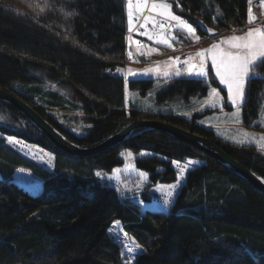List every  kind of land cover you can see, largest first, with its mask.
Masks as SVG:
<instances>
[{
  "label": "trees",
  "instance_id": "16d2710c",
  "mask_svg": "<svg viewBox=\"0 0 264 264\" xmlns=\"http://www.w3.org/2000/svg\"><path fill=\"white\" fill-rule=\"evenodd\" d=\"M167 1L201 37L200 22L218 32L247 27L248 0ZM125 2L0 0V88L28 103L78 147L97 145L135 119H156L211 140L264 182V153L253 145L232 143L170 112L125 109L124 78L117 73L126 65ZM252 72L259 77L246 81L242 125L264 130L257 121L264 62ZM152 82L129 79L128 85L145 94ZM202 82L170 78L156 101L205 94ZM0 134L54 156L50 172L0 137V264H124L122 245L109 232L114 221L141 248L130 264H264V194L230 166L167 132L139 127L117 145L77 157L62 152L22 112L0 100ZM122 151L132 153L134 167L148 175L150 185L176 181L174 160L201 164L186 172L168 212H142L96 176L120 167ZM18 167L43 180L40 192L14 181Z\"/></svg>",
  "mask_w": 264,
  "mask_h": 264
},
{
  "label": "rangeland",
  "instance_id": "374dc122",
  "mask_svg": "<svg viewBox=\"0 0 264 264\" xmlns=\"http://www.w3.org/2000/svg\"><path fill=\"white\" fill-rule=\"evenodd\" d=\"M252 11L254 14H256L258 20L251 25L247 22L246 24L247 27L243 31L219 32L216 36L213 37H207V36L201 37L197 34L200 37L198 41H195L192 38H187L191 43L189 50L191 52V57L194 58L193 62L198 64L200 58L196 57L195 53L201 49L208 48L212 43H217L221 39L232 35H243L244 31H246L249 27H264V10H262L260 6L254 7L252 5ZM183 34L186 37V33L183 32ZM222 47L227 48V45H222ZM206 67L209 69V77L207 78H200V77L187 75L186 64L185 67L182 70H180L182 73L180 76H185L187 78H194V79L196 78L202 79L203 80L202 84L203 86L206 87L205 94H195L193 96H190L186 100L181 99L180 97H176L163 102H158L156 101V95L166 86L167 81L170 78L178 77L175 75V72L178 69L174 66V64L171 61H167L159 65L158 64L153 65L152 63L126 64L125 67L121 69V71L119 72L117 71V73L121 74L124 78L125 109L129 110L130 107H135L137 109H142L144 111H150L155 113L170 112L185 119H194L196 125L212 130L213 133L218 137L224 138L225 140H228L232 143L239 145H244V144L253 145L254 147H256L258 151L262 152L260 148L261 146H264V141H260V137L264 136V130H255L251 128H246L242 125L241 104L243 101L239 106V120L241 122L240 123L235 122V118L232 116V113L236 112L237 109L233 107L229 101H227L226 87L219 83V79L215 77V73L210 70L211 69L210 61L208 62ZM148 68H157L158 70L160 69L161 72H163V74L159 75V74H155V72H150L145 75V78L153 80L151 88L145 94H142L139 90L130 89L128 85V80L131 77V75L128 74L129 70H131L132 72H136L138 70L144 71L145 69ZM165 72H168L169 75L165 76L164 75ZM254 77H259V75L254 73ZM126 78H127V89H128L127 101H126V92H125ZM212 80L217 81L218 85H214L212 83ZM211 88H217V90L220 91V95L222 97V102L218 101L215 107H210L207 105V101L209 98L208 94ZM245 92H246V84H245ZM225 105H227L229 108H227ZM144 119H148V118H144ZM257 121L264 126V90H263V103L261 107V113ZM243 133H248L249 137H254L255 139L249 140L248 138L243 136ZM0 137H3L5 143L9 147L14 149L17 153H19L21 156L34 162L42 169L53 172L54 156L50 152L43 150L37 145L24 142L14 137L12 138H14L19 142H22V144L25 147L22 148L20 147L19 144L17 145L8 144L6 138L11 136H3L0 134ZM241 140H246L247 142L239 143L238 141ZM128 153L130 152L128 151L121 152V156L124 159V163L120 167L115 168L110 173L100 172L101 177L98 178L100 180L107 181L108 184L113 186L116 189L121 199L128 200L132 203L138 204L142 212H144L146 209L161 210L164 212H168L174 202L179 187L184 181L186 172L201 164V161L198 159H188L185 160L184 162H179V167H184V165L189 160L199 161L198 164H194L185 173L182 174L181 176L182 182L175 189L173 193L172 204L168 208H164L162 206L164 200V196L162 195V192H167L169 190L168 186L175 185L176 181L172 184L150 185L148 175L145 172L140 171L134 167V163H133L134 156L133 155L129 156ZM142 153L144 154L142 155ZM147 154L148 153L146 152H140L138 155L145 156ZM148 155H150V153ZM172 166L176 169L178 176L179 168L176 165H173V163ZM141 173L145 174V179L143 181H141V175H140ZM109 177H113V179H109ZM13 179L18 185H21L24 189H27V191L31 193H38L41 191L43 180L40 177L33 174L28 169L18 167L13 174ZM137 185H140V187H137ZM157 188H160L161 191H156L155 189ZM144 197H147L148 200H144ZM116 222L118 221H114L112 223L109 232L114 238L119 236V239L117 238L116 239L122 245L123 261H125L126 264H130L133 261V258L141 252V248L139 247L132 254L128 253L127 249L124 247V244L132 243V242L124 236L122 225L118 223L117 226Z\"/></svg>",
  "mask_w": 264,
  "mask_h": 264
},
{
  "label": "snow or ice",
  "instance_id": "6c2138e0",
  "mask_svg": "<svg viewBox=\"0 0 264 264\" xmlns=\"http://www.w3.org/2000/svg\"><path fill=\"white\" fill-rule=\"evenodd\" d=\"M248 3V23L251 25L258 20V17L252 11L253 0H248ZM259 6L264 10V0H259ZM172 7L173 5L167 2V0H127L129 32L133 30V19L135 16V19L137 20L143 19V24H140L139 27L144 28L145 31L140 34L146 36L149 41H153L154 43L164 44L171 48L173 46L171 41L180 39L175 35L166 34L171 33L173 30L182 31L186 33L185 38H192L195 41H198L200 37L197 35V27H194L193 23L189 22L187 19L175 14L172 11ZM41 11H43V9H41ZM149 24H151L153 28L158 27L159 31L155 33L148 31L147 25ZM199 27H203L202 23ZM233 31L236 30L234 29ZM207 33L209 36L214 35L212 29H207ZM131 42L137 44L138 48L145 47L140 41ZM222 45H227V48L222 47ZM149 51H155V49H149ZM195 56L200 58L198 64L193 62L194 58L191 56L183 61V63L187 65L186 74L200 78L209 77V69L206 65L210 61V70L215 73V77L219 79V83L224 85L227 89V101L237 109L236 112L232 113V116L235 118L236 123H240L239 106L245 97L246 81L254 78L252 69L256 68L261 62H264V27H249L244 31L243 35H232L223 38L217 43H212L208 48L197 51ZM129 57H131V53H129ZM169 59L170 61L175 62L179 60V57ZM117 71L119 72L121 69L118 68ZM154 71H156L155 68H148L140 74L146 75ZM128 74L131 76L138 75V73L132 72L131 70H129ZM181 74L180 70L175 72L176 76H180ZM164 75L168 76L169 73L165 72ZM127 91L126 78V101ZM208 97L207 105L210 107H215L218 101L222 102L220 91H218L217 88H211ZM243 136L249 140L255 139L254 137H249L248 133H243ZM6 139L8 144H19L20 147H25L22 142H19L12 137H7ZM260 141H264V136L260 137ZM238 142L245 143L247 141L241 140ZM260 150L264 152V146H261ZM143 154L144 153H142V155ZM128 155L131 156L132 154L128 153ZM172 163L179 168V174L177 176L176 184L168 186L169 190L167 192H162V195L164 196L162 206L164 208H168L172 204L173 193L182 182V174L194 164H198L199 161L189 160L184 167H179L178 161L174 160ZM140 175L141 181H143L145 179V174L141 173ZM96 176L101 177V173L96 172ZM109 179H113V177H109ZM137 187H140V185H137ZM155 190L161 191L160 188ZM118 223L119 222H116L117 226ZM124 236L127 239H131L127 237V233H124ZM116 238L119 239V236ZM124 247L129 254H132L139 248V245L132 241V243L124 244Z\"/></svg>",
  "mask_w": 264,
  "mask_h": 264
},
{
  "label": "water",
  "instance_id": "95a60500",
  "mask_svg": "<svg viewBox=\"0 0 264 264\" xmlns=\"http://www.w3.org/2000/svg\"><path fill=\"white\" fill-rule=\"evenodd\" d=\"M203 27H199V30L207 37L216 36L219 32L218 30L205 25L203 22ZM207 29H212L214 35L209 36ZM143 70H138L135 73L138 75L131 76L129 79H142L145 78ZM0 100L9 103L18 111L22 112L23 115L31 121L54 145L59 148L62 152L67 153L72 156L77 157H91L94 156L114 145L121 143L126 136H128L133 130L139 127H150L153 129L161 130L167 132L174 137L198 148L199 150L207 153L211 157L219 160L220 162L230 166L235 171H237L250 185L259 190L264 194V182L260 180L256 175H254L250 170L246 169L231 157H229L220 147H218L211 140L198 135L196 133L185 130L176 125L170 124L165 121L156 119H135L129 122L123 129L114 135L108 137L101 143L91 146V147H78L64 138L60 133H58L52 125L45 121L28 103L19 98L14 93L0 88Z\"/></svg>",
  "mask_w": 264,
  "mask_h": 264
},
{
  "label": "built area",
  "instance_id": "2783aa9c",
  "mask_svg": "<svg viewBox=\"0 0 264 264\" xmlns=\"http://www.w3.org/2000/svg\"><path fill=\"white\" fill-rule=\"evenodd\" d=\"M127 5V0H126ZM254 7L259 6V0H253ZM147 14V13H145ZM143 24V19L137 20L133 19V30L131 32H127L126 34V45H125V51L123 56V62L124 64L129 63H152L155 64H161L167 61H170L169 58H175L179 57L178 61H171L174 66L178 70H182L185 67V64L183 63L184 60L188 59L191 56V52L189 50V47L191 46L190 41L185 38V35L182 31H175L173 30L171 33H166L169 35H175L179 37V40L171 41L172 47L169 48L164 44H157L153 41H149L146 36L141 35L140 33L144 32V28H140L139 25ZM147 30L150 32H157L159 31V28H153L151 24L147 25ZM131 38V39H129ZM131 41H140L142 44L145 45L143 48H138L137 44L132 43ZM149 49H155V51H149ZM129 53H131V57H129ZM143 53V54H142ZM156 71L155 74H163L161 70L155 68Z\"/></svg>",
  "mask_w": 264,
  "mask_h": 264
}]
</instances>
